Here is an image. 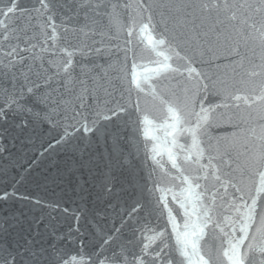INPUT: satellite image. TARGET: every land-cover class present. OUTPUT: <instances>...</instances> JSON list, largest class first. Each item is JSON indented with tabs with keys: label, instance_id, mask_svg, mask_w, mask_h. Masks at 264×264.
I'll list each match as a JSON object with an SVG mask.
<instances>
[{
	"label": "snow or ice",
	"instance_id": "1",
	"mask_svg": "<svg viewBox=\"0 0 264 264\" xmlns=\"http://www.w3.org/2000/svg\"><path fill=\"white\" fill-rule=\"evenodd\" d=\"M138 3L131 15L128 0H0V154L54 131L48 148L73 161L81 200L104 205L93 221L115 210L113 118L136 113L161 169L152 205L137 200L92 252L83 208H64L61 230L27 207L39 199L0 189V264H264V0ZM245 75L262 78L258 94L230 83ZM132 91L159 107L130 109ZM257 109L260 150L241 161Z\"/></svg>",
	"mask_w": 264,
	"mask_h": 264
},
{
	"label": "water",
	"instance_id": "2",
	"mask_svg": "<svg viewBox=\"0 0 264 264\" xmlns=\"http://www.w3.org/2000/svg\"><path fill=\"white\" fill-rule=\"evenodd\" d=\"M151 2L155 8L162 2L167 3V0H151ZM23 3L24 6L31 7L34 0H23ZM128 3L129 8L126 10L127 13L136 15L139 11L138 0H128ZM121 15L123 16L124 12ZM2 18L0 17V19ZM160 19V16L157 14L155 20L160 21ZM159 27L162 28L163 25L161 24ZM123 39L122 34L119 41L121 46L123 45ZM138 51L143 52L145 62H147L149 56L146 51H143V46H140ZM257 52H259L258 48ZM219 63L223 65L227 61H220ZM220 71H228L229 75H232L231 70L225 69L223 66ZM261 79L259 76L248 77L245 75L243 76L244 82L239 83L241 77L235 76L230 83H236L237 87L249 91L255 88L258 94ZM167 86L166 83L161 85V87ZM137 101H139L141 109L149 107L155 110L159 107L158 104H154L150 95H146L145 93L137 95L136 91H132L130 95L127 92L124 93V100L122 102L127 104L130 109ZM102 112L108 114L106 109H102ZM259 115V109L253 111V123L250 126H246L255 128V136L240 138L239 143L242 145L240 147L241 161L244 160L245 156L255 154L260 150V141L255 138L260 135ZM134 121H136L135 112L132 113L131 119L122 114L120 120L113 118V122L108 124L109 134L112 137L118 136L120 138L119 147L123 151V156L117 151L113 159L117 179L111 203L115 206V210H110L106 219L92 220V212L104 205L98 203L92 197H86L84 200H81V195L83 194L77 187L78 181L74 176L69 174V169L74 167L73 161L62 150V146L48 148V141L51 140L52 136H55V132H49L47 129H45L46 134L38 135L31 142H25L24 144H21L18 140L5 142L7 145L6 151L0 154V189L10 192L15 190L19 194L39 199L44 204L43 209L34 205H27V207L31 208L32 214L35 215L42 213L47 215L51 213L56 216L61 222V230H64L65 226L63 209L68 208L71 211L77 207L83 208L88 214L90 221V226L86 229L89 233V239L85 241V250L88 252L94 251V246L99 243V235L102 234L101 230L107 233L109 229L120 227L121 217L126 209L130 210V206L137 200L147 209L152 205L155 197L159 195L158 192L153 191L152 178L161 175V169L155 164L153 159L151 138L150 136L147 138L146 147L143 128L142 126L138 127ZM102 123L106 122L102 121ZM68 130L72 132L71 128ZM231 131L232 129L229 128L228 132ZM156 134L162 136V132L158 131ZM76 135H79V133H76ZM245 139H247L246 145H244ZM105 156H107V152H105ZM156 159L161 160L165 169L170 168L166 155L162 159L160 156H157ZM121 160L123 161V167L119 166V161ZM86 177L87 174L85 173ZM57 205L58 208L56 207ZM12 206L15 207L17 205ZM177 222L182 223L179 217L177 218ZM67 251L69 254H73L76 249L69 245Z\"/></svg>",
	"mask_w": 264,
	"mask_h": 264
}]
</instances>
